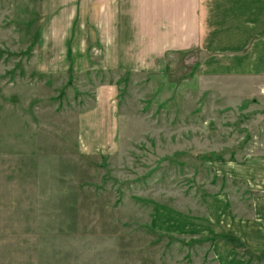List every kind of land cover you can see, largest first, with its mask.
Here are the masks:
<instances>
[{
    "label": "rangeland",
    "instance_id": "374dc122",
    "mask_svg": "<svg viewBox=\"0 0 264 264\" xmlns=\"http://www.w3.org/2000/svg\"><path fill=\"white\" fill-rule=\"evenodd\" d=\"M42 6L0 0V264H264V162L236 173L264 155V105L198 75L194 48L149 75L95 66L78 34L54 51ZM105 91L114 144L84 146Z\"/></svg>",
    "mask_w": 264,
    "mask_h": 264
},
{
    "label": "crops",
    "instance_id": "0c3cea01",
    "mask_svg": "<svg viewBox=\"0 0 264 264\" xmlns=\"http://www.w3.org/2000/svg\"><path fill=\"white\" fill-rule=\"evenodd\" d=\"M89 1L83 5L75 0H40L43 12L50 11L41 13L42 29L35 32L56 35L51 45L54 51L62 35L66 52L72 49L69 35H81L84 52H100L89 56L95 66L131 67L130 71L138 68L136 71L146 75L158 68L167 51L194 48L201 54L196 63L198 75L214 77L215 81L226 83L224 90L235 91L234 96L264 105V0ZM55 56L45 63H56ZM115 97V93L113 99L105 91L99 107L83 115L80 140L84 146L114 144L118 114L111 104L116 102ZM253 161L264 162V155L246 156L244 164H237L236 173L251 177ZM247 163L250 166L245 169ZM260 178L264 179V168L260 169ZM260 197L264 200V196ZM261 211V224L252 227H259V235L250 238L259 243L264 241V233H260L264 232V208Z\"/></svg>",
    "mask_w": 264,
    "mask_h": 264
}]
</instances>
